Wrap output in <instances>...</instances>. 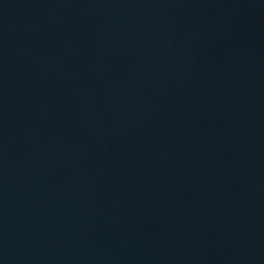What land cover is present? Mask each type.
<instances>
[{
	"label": "water",
	"instance_id": "water-1",
	"mask_svg": "<svg viewBox=\"0 0 264 264\" xmlns=\"http://www.w3.org/2000/svg\"><path fill=\"white\" fill-rule=\"evenodd\" d=\"M0 264H264V0H0Z\"/></svg>",
	"mask_w": 264,
	"mask_h": 264
}]
</instances>
